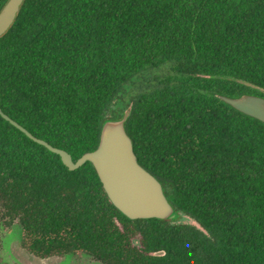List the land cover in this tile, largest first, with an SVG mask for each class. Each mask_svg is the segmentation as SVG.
I'll use <instances>...</instances> for the list:
<instances>
[{
  "label": "trees",
  "instance_id": "trees-1",
  "mask_svg": "<svg viewBox=\"0 0 264 264\" xmlns=\"http://www.w3.org/2000/svg\"><path fill=\"white\" fill-rule=\"evenodd\" d=\"M262 91L264 0H24L0 37L1 111L76 161L129 110L177 215L130 220L89 162L68 170L0 116V222L40 260L264 264V124L218 98Z\"/></svg>",
  "mask_w": 264,
  "mask_h": 264
},
{
  "label": "water",
  "instance_id": "water-1",
  "mask_svg": "<svg viewBox=\"0 0 264 264\" xmlns=\"http://www.w3.org/2000/svg\"><path fill=\"white\" fill-rule=\"evenodd\" d=\"M23 1L7 0L0 9V37L13 24ZM218 98L236 111L264 124V96L243 95L237 98L218 96ZM0 116L30 140L58 155L68 170L74 171L89 162L111 204L130 220L171 221L176 218L177 213L167 200L160 182L138 163L131 139L124 128L129 110H126L119 119L106 118L101 124L97 148L84 153L76 161H73L66 151L34 137L1 109Z\"/></svg>",
  "mask_w": 264,
  "mask_h": 264
},
{
  "label": "rangeland",
  "instance_id": "rangeland-1",
  "mask_svg": "<svg viewBox=\"0 0 264 264\" xmlns=\"http://www.w3.org/2000/svg\"><path fill=\"white\" fill-rule=\"evenodd\" d=\"M177 223L188 224L201 229L195 221L184 215H181ZM4 226L0 222V264H100L87 256H68L63 259L47 260L37 259L20 248L18 228L14 227L6 231Z\"/></svg>",
  "mask_w": 264,
  "mask_h": 264
}]
</instances>
